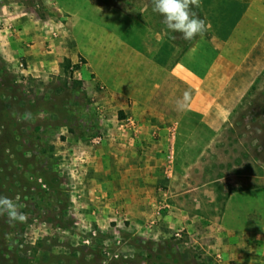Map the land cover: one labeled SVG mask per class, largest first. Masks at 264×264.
<instances>
[{
  "label": "rangeland",
  "instance_id": "1",
  "mask_svg": "<svg viewBox=\"0 0 264 264\" xmlns=\"http://www.w3.org/2000/svg\"><path fill=\"white\" fill-rule=\"evenodd\" d=\"M1 1L0 195L27 220L0 216V264L203 263L187 228L166 226L154 240L117 208L93 211L101 197L90 194L83 174L87 164L102 172V155L137 154L160 179L171 173L190 190L179 197L186 215L218 220L231 193L250 189L254 220L264 226V73L220 126L192 117L197 131L180 132L176 144L154 132L148 148L135 149L116 107L105 102V114L90 94L100 89L97 73L121 79V44L140 42L147 54L157 44L165 64L167 28L151 0ZM168 37L181 48L193 42ZM67 59L80 68L65 70ZM167 215L159 209L153 224Z\"/></svg>",
  "mask_w": 264,
  "mask_h": 264
},
{
  "label": "crops",
  "instance_id": "2",
  "mask_svg": "<svg viewBox=\"0 0 264 264\" xmlns=\"http://www.w3.org/2000/svg\"><path fill=\"white\" fill-rule=\"evenodd\" d=\"M202 5L205 36L181 48L167 29L164 65L157 44L147 54L144 45L133 42L121 44V79L111 81L96 72L100 89L106 84L113 92L99 89L90 96L105 114V102L116 107L118 122L133 133L128 146L148 148L154 132L176 144L180 132L197 131L192 117H201L211 128L220 126L263 75L264 0H202ZM185 91L191 100L179 110L177 101ZM136 155H102V172L87 164L83 175L91 182L90 194L102 202L93 211L117 208L137 233L154 240L166 236V226L187 228L204 250L202 264H264V226L254 220L252 190L231 193L218 220L186 215L179 197L190 190L177 187L171 173L160 179ZM162 208L168 210L165 224L155 226L153 215Z\"/></svg>",
  "mask_w": 264,
  "mask_h": 264
},
{
  "label": "clouds",
  "instance_id": "3",
  "mask_svg": "<svg viewBox=\"0 0 264 264\" xmlns=\"http://www.w3.org/2000/svg\"><path fill=\"white\" fill-rule=\"evenodd\" d=\"M152 11L163 17V24L174 33H181L185 41L192 42L203 38L207 32L206 21L200 18L198 9L202 0H151ZM191 100V92L185 91L182 99L177 101V108L183 110ZM31 118V113H24ZM7 216L9 223H24L27 216L19 210L18 205L9 197L0 195V216Z\"/></svg>",
  "mask_w": 264,
  "mask_h": 264
},
{
  "label": "trees",
  "instance_id": "4",
  "mask_svg": "<svg viewBox=\"0 0 264 264\" xmlns=\"http://www.w3.org/2000/svg\"><path fill=\"white\" fill-rule=\"evenodd\" d=\"M1 0H0V4H1ZM63 67H64V69L65 70H69V69H75V70H78L80 67H79V65H74L73 63H72V61L71 60H69V59H67V61H66V63L63 65Z\"/></svg>",
  "mask_w": 264,
  "mask_h": 264
}]
</instances>
